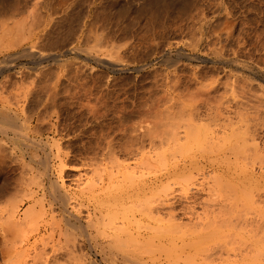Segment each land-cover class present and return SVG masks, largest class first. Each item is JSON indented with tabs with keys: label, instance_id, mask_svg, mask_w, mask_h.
<instances>
[{
	"label": "rangeland",
	"instance_id": "1",
	"mask_svg": "<svg viewBox=\"0 0 264 264\" xmlns=\"http://www.w3.org/2000/svg\"><path fill=\"white\" fill-rule=\"evenodd\" d=\"M0 47V264H264V0H0Z\"/></svg>",
	"mask_w": 264,
	"mask_h": 264
},
{
	"label": "bare ground",
	"instance_id": "2",
	"mask_svg": "<svg viewBox=\"0 0 264 264\" xmlns=\"http://www.w3.org/2000/svg\"><path fill=\"white\" fill-rule=\"evenodd\" d=\"M37 1H38V0H37ZM218 2H219V1H218ZM14 3H15V2H14ZM36 3H37V2H36ZM12 5H13V4H12ZM214 6H215V5H214ZM60 8H61V7H60ZM48 9H49V8H48ZM65 10H66V9H65ZM52 11H53V10H52ZM54 11H55V10H54ZM30 12H31V11H30ZM205 12H206V11H205ZM200 13H201V12H200ZM12 14H13V13H12ZM25 14H26V13H25ZM39 14H40V13H39ZM39 14H38V15H39ZM202 15H203V14H202ZM202 15H201V16H202ZM39 16H40V15H39ZM18 17H19V16H18ZM23 17H24V16H23ZM40 18H41V17H40ZM199 18H200V17H199ZM3 19H4V18H3ZM13 19H14V18H13ZM38 19H39V18H38ZM51 19H52V18H51ZM20 20H21V19H20ZM22 20H23V19H22ZM197 20H198V19H197ZM212 20H213V19H212ZM212 20H211V21H212ZM35 21H36V20H35ZM38 21H39V20H38ZM52 21H53V20H52ZM224 21H225V20H224ZM5 22H6V21H5ZM22 22H23V21H22ZM33 22H34V21H33ZM56 22H57V21H56ZM192 22H193V21H192ZM199 22H200V21H199ZM202 22H203V21H202ZM202 22H200V23H202ZM205 22H206V21H205ZM226 22H227V21H226ZM20 23H21V22H20ZM29 23H30V22H29ZM40 23H41V22H40ZM211 23H212V22H211ZM216 23H217V22H216ZM41 24H42V23H41ZM193 24H194V23H193ZM1 25H2V24H1ZM32 25H33V24H32ZM35 25H36V24H35ZM35 25H34V26H35ZM50 25H51V24H50ZM16 26H17V25H16ZM16 26H15V28H16ZM19 26H20V25H19ZM213 26H214V25H213ZM28 27H29V26H28ZM30 27H31V26H30ZM79 27H80V26H79ZM63 28H64V27H63ZM201 28H202V27H201ZM19 29H20V28H19ZM30 29H31V28H30ZM189 29H190V28H189ZM208 29H209V28H208ZM193 30H194V29H193ZM17 31H18V30H17ZM21 31H22V30H21ZM34 31H35V29H34ZM5 32H7V30H6ZM201 32H202V31L200 30L199 33H201ZM215 32H216V31H215ZM2 33H3V32H2ZM90 33H91V32H90ZM188 33H189V32H188ZM5 34H6V33H5ZM8 34H9V33H7V35H8ZM18 34H19V33H18ZM42 34H43V33H42ZM21 35H22V34H21ZM30 35H31V34H30ZM192 35H193V34H192ZM192 35H191V36H192ZM194 35H195V34H194ZM19 36H20V35H19ZM201 36H202V35H200V37H201ZM203 36H204V35H203ZM4 37H5V36H4ZM6 37H7V36H6ZM8 37H9V36H8ZM11 37H12V36H11ZM11 37H10V38H11ZM20 37H21V36H20ZM39 37H40V36H39ZM99 37H100V36H99ZM10 38H9V40H10ZM16 38H17V37H16ZM37 38H38V37H37ZM91 38H92V37H91ZM101 38H102V37H101ZM184 38H185V37H184ZM195 38H196V37H195ZM195 38H194V39H195ZM214 38H215V37H214ZM19 39H20V38H19ZM22 39H23V38H22ZM38 39H40V38H38ZM201 39H202V38H201ZM216 39H217V38H216ZM11 40H12V39H11ZM188 40H189V39H188ZM190 40H192V39H190ZM198 40H199V39H198ZM6 41H7V40H6ZM17 41H18V40H17ZM86 41H87V40H86ZM94 41H95V40H94ZM117 41H118V40H117ZM22 42H23V41H22ZM104 42H105V41H104ZM170 42H171V41H170ZM196 42H198V41L196 40ZM216 42H217V41H216ZM1 43H2V42H1ZM18 43H19V42H18ZM18 43H17V44H18ZM49 43H50V42H49ZM96 43H97V41H96ZM152 43H154V42H152ZM187 43H188V42H187ZM88 44H89V43H88ZM183 44H184V43H183ZM192 44H193V43H192ZM192 44H191V45H192ZM195 44H196V43H195ZM213 44H214V43H213ZM8 45H9V44H7V46H8ZM14 45H15V43H14ZM71 45H72V44H71ZM109 45H110V44H109ZM148 45H149V44H148ZM164 45H165V44H164ZM188 45H189V44H188ZM193 45H194V44H193ZM235 45H236V44H235ZM238 45H239V44H238ZM240 45H241V44H240ZM10 46H11V45H10ZM30 46H31V45H30ZM92 46H93V45H92ZM34 47H35V46H34ZM97 47H98V46H97ZM99 47H100V46H99ZM186 47H187V44H186ZM260 47H261V46H260ZM0 48H1V47H0ZM4 48H5V47H4ZM107 48H108V47H107ZM187 48H189V47H187ZM262 48H264V47H262ZM71 49H72V48H71ZM75 49H76V48H75ZM83 49H84V48H83ZM83 49H82V50H83ZM87 49H88V48H87ZM193 49H194V48H193ZM208 49H209V48H208ZM213 49H214V48H213ZM77 50H78V48H77ZM95 50H97V49H95ZM231 50H232V49H231ZM58 51H59V50H58ZM84 51H85V50H84ZM22 52H23V51H22ZM37 52H38V51H37ZM89 52H90V50H89ZM94 52H96V51H94ZM98 52H99V51H98ZM114 52H115V51H114ZM216 52H217V51H216ZM216 52H215V53H216ZM33 53H34V52H33ZM81 53H82V52H81ZM83 53H84V52H83ZM112 53H113V52L111 51V54H112ZM116 53H117V52H116ZM215 53H214V54H215ZM217 53H218V52H217ZM217 53H216V54H217ZM219 53H220V52H219ZM230 53H231V52H230ZM21 54H23V53H21ZM24 54H25V53H24ZM26 54H27V53H26ZM109 54H110V53H109ZM113 54H114V53H113ZM117 54H118V53H117ZM216 54H215V55H216ZM28 55H29V54H28ZM30 55H31V54H30ZM104 55H105V54H104ZM177 55H178V54H177ZM205 55H206V54H205ZM218 55H220V54H218ZM262 55H264V54H262ZM26 56H27V55H25V57H26ZM88 56H89V55H88ZM109 56H111V55H109ZM114 56H115V55H114ZM114 56H113V58H114ZM181 56H182V55H181ZM111 57H112V56H111ZM9 58H11V57H9ZM30 58H31V57H30ZM58 58H59V57H58ZM67 58H68V57H67ZM100 58H102V57H100ZM100 58H99V59H100ZM115 58H116V57H115ZM166 58H167V57H166ZM183 58H184V57H183ZM45 59H46V58H45ZM47 59H48V58H47ZM54 59H55V58H54ZM99 59H98V60H99ZM168 59H169V58H168ZM170 59H171V58H170ZM242 59H243V58H242ZM260 59H261V58H260ZM162 60H163V59H162ZM36 61H37V60H36ZM100 61H101V60H100ZM102 61H103V60H102ZM109 61H110V60H109ZM227 61H228V60H227ZM235 61H236V60H235ZM64 62H65V61H64ZM104 62H105V61H104ZM107 62H108V61H107ZM112 62H113V61H112ZM114 62H115V61H114ZM114 62H113V63H114ZM117 62H118V61H117ZM178 62H179V61H178ZM220 62H221V61H220ZM229 62H234V61H233V60H230ZM256 62H257V61H256ZM109 63H110V62H109ZM160 63H161V62H160ZM62 64H63V63H62ZM120 64H121V63H120ZM164 64H165V62H164ZM171 64H172V63H171ZM109 65H110L111 67H114V66H115V65H113V64H109ZM144 65H145V64H144ZM6 66H7V65H6ZM6 66H5V67H6ZM209 66H210V65H209ZM212 66H213V65H212ZM106 67H107V66H106ZM117 67H118V66H117ZM260 67H261V66H260ZM262 67H264V66H262ZM3 68H4V67H3ZM243 69H244V68H243ZM18 70H19V69H18ZM117 71H118V70H117ZM219 71H220V70H219ZM196 72H197V71H196ZM228 73H229V72H228ZM235 73H236V72H235ZM236 74H237V73H236ZM216 75H217V74H216ZM223 75H224V74H223ZM234 75H235V74H234ZM247 75H248V74H247ZM225 78H226V77H225ZM227 78H228V77H227ZM228 79H229V78H228ZM235 81H238V80H235ZM244 81H245V80H244ZM244 81H243V82H244ZM247 81H248V80H247ZM256 81H257V80H256ZM246 83H247V82H246ZM232 84H233V83H232ZM234 84H235V83H234ZM236 84H237V83H236ZM251 84H252V83H251ZM245 85H246V84H245ZM260 85H261V84H260ZM52 86H54V84H53ZM226 86H229V85H226ZM235 86H236V85H235ZM235 86H234V87H235ZM242 86H243V85H242ZM53 88H54V87H53ZM224 88H225V87H224ZM240 88H241V87H240ZM54 89H55V88H54ZM205 89H206V88H205ZM208 89H209V88H208ZM232 89H233V87H232ZM243 90H244V89H243ZM231 91H232V90H231ZM241 91H242V90H241ZM250 91H251V90H250ZM258 91H259V90H258ZM258 91H257V92H258ZM195 92H196V91H195ZM207 92H208V91H207ZM223 92H224V91H223ZM233 92H234V91H233ZM233 92H232V93H233ZM246 92H248V91H246ZM260 92H261V91H260ZM260 92H258V93H260ZM200 93H202V92L200 91ZM200 93H199V94H200ZM240 93H241V92H240ZM255 93H256V92H255ZM51 94H52V93H51ZM200 95H203V94H200ZM251 95H252V94H251ZM259 95H260V94H259ZM197 96H198V95H197ZM197 96H196V97H197ZM256 96H257V95H256ZM1 97H2V96H1ZM53 97H54V96H53ZM200 97H201V96H200ZM247 97H248V96H247ZM253 97H254V96H253ZM45 98H46V97H45ZM245 98H246V97H245ZM262 98H264V96H262ZM53 99H54V98H53ZM53 99H52V100H53ZM197 99H198V98H197ZM1 100H2V98H1ZM1 100H0V101H1ZM3 100H4V98H3ZM251 100H252V99H251ZM255 100H256V99H255ZM5 101H6V100H5ZM208 101H209V99H208ZM243 101H244V100H243ZM7 102H8V101H7ZM7 102H6V103H7ZM237 102H238V101H237ZM257 102H259V100H258ZM205 103H206V102H205ZM4 105H5V104H4ZM249 105H251V104H249ZM2 106H3V104H2ZM49 106H50V105H49ZM209 106H210V105H209ZM247 106H248V105H247ZM252 106H253V105H252ZM254 106H255V105H254ZM256 107H257V106H256ZM3 108H4V107H3ZM3 108H2V109L0 108V109L3 110ZM214 108H215V107H214ZM240 108H241V107H240ZM258 108H259V106H258ZM208 109H209V108H208ZM1 110H0V111H1ZM227 110H228V109H227ZM256 110H257V109H256ZM5 111H6V110H5ZM92 111H93V110H92ZM214 112H215V111H214ZM237 112H238V111H237ZM244 112H245V111H244ZM249 112H250V110H249ZM254 113H255V112H254ZM260 113H261V112H260ZM14 114H15V113H14ZM211 114H212V113H211ZM226 114H227V113H226ZM241 114H242V113H241ZM245 114H246V113H245ZM4 115H5V114H4ZM228 115H229V114H228ZM236 115H237V114H236ZM56 116H57V115H56ZM209 116H210V115H209ZM211 116H212V115H211ZM143 117H144V116H143ZM238 117H239V116H238ZM242 117H243V116H242ZM245 117H246V115H245ZM251 117H252V116H251ZM29 118H30V117H29ZM137 118H138V117H137ZM200 118H201V117H200ZM0 119L5 120L6 123H8L9 126L12 128V130H11V128H10V129L7 128V129H8V130H7V129L4 128L3 126H2V127L0 126V136H1L2 138H4V139H8V140H9V139H10L9 130H11V131H15V133L10 132V133H12V134L14 135V138H11L10 140H15V139H17V138H22V139H18V141L21 140L20 142L24 143L23 140H27V139H28L27 137H23L24 135L20 134V133H21V132H20L21 127H20V125L17 124V125H18V126H17V125L15 124L14 121H15L16 119H14V121H13V120H12L13 118L11 119L10 116H7V117H6V116H2V115H0ZM24 119H26V118L24 117ZM144 119H145V118H144ZM237 119H238V118H237ZM227 120H228V119H227ZM5 121H3V122H5ZM143 121H144V120H143ZM223 121H224V120H223ZM234 121H235V120H234ZM242 121H243V120H242ZM257 121H258V120H257ZM3 122H2V124H3ZM22 122H23V121H22ZM24 122H25V121H24ZM45 122H46V121H45ZM125 122H126V121H125ZM230 122H232V121H230ZM247 122H248V121H247ZM258 122H259V121H258ZM0 123H1V122H0ZM6 123H5V124H6ZM19 123H20V122H19ZM149 123H150V122H149ZM234 123H235V122H234ZM236 123H237V122H236ZM249 123H251V122H249ZM51 125H52V124H51ZM231 125H232V124H231ZM239 125H240V123H239ZM9 126H8V127H9ZM23 126H24V125H22V128H23V129H27V128H25L26 126H25V127H23ZM224 126H226V125H224ZM232 126H233V125H232ZM232 126H231V127H232ZM19 127H20V128H19ZM236 127H237V126H236ZM257 127H258V126H257ZM259 127H262V126H259ZM223 128H224V127H223ZM238 128H239V127H238ZM255 128H256V127H255ZM192 129H193V128H192ZM224 129H225V128H224ZM224 129H223V130H224ZM232 129H233V128H232ZM232 129L230 130V131H231L230 134H231V133H234V131H233ZM234 130H235V129H234ZM26 131H27V130H26ZM149 131H150V130H149ZM241 131H242V130H241ZM244 131H245V130H244ZM17 132H18V133H17ZM251 132H252V131H251ZM258 132H259V131H258ZM245 133H246V135H248L247 132H245ZM245 133H244V134H245ZM217 134H218V133H217ZM220 134H221V133H220ZM222 134H223V133H222ZM222 134H221V135H222ZM237 134H238V133H237ZM252 134H253V133H252ZM262 134H264V133H262ZM184 135H185V134H184ZM210 135H212V134H210ZM213 135H214V134H213ZM221 135H220V137H221ZM224 135H225V136H228V135L226 134V132H224ZM224 135H222V137H223ZM232 135L234 136V134H232ZM236 136H237V135H235V137H236ZM241 136H242V135H241ZM250 136H251V135H250ZM260 136H261V135H260ZM1 137H0V142L3 141ZM184 137H185V136H184ZM216 137H217V139L220 138V137H218V135H216ZM222 137H221V138H222ZM24 138H26V139H24ZM223 138H225V137H223ZM210 139H212V138H210ZM1 140H2V141H1ZM29 140H31L30 142H33V143H34V141H32L31 138H30ZM242 140H243V139H242ZM242 140H241V141H242ZM4 141H5V140H4ZM18 141H17V142H18ZM236 141H237V140H236ZM241 141H240V142H241ZM37 142H38V141H37ZM222 142H223V141H222ZM250 142H251V141H250ZM33 143H32V144H33ZM40 143H41V142H40ZM215 143H216V142H215ZM225 143H226V142H225ZM245 143H246V142H245ZM247 143H248V142H247ZM247 143H246V144H247ZM32 144H31V146H32ZM34 144H35V143H34ZM36 144H37V143H36ZM42 144H43V143H42ZM50 144H51V143H50ZM188 144H189V143H188ZM205 144H206V143H205ZM211 144H212V143H211ZM255 144H256V143H255ZM23 145H24V144H23ZM23 145H22V146H23ZM37 145H38V144H37ZM215 145H216V144H215ZM248 145H249V144H248ZM12 146H13V145H12ZM17 146H18V145H17ZM25 146H27V145H25ZM29 146H30V145H29ZM31 146H30V147H31ZM220 146H221V145H220ZM244 146H245V145H244ZM5 147H6V146H5ZM14 147H15V146H14ZM190 147H191V146H190ZM190 147L188 146V151L190 150V149H189ZM221 147H222V146H221ZM230 147H231V146H230ZM255 147H256V146H255ZM17 148H18V147H17ZM22 148H24V147H22ZM37 148H38V147H37ZM39 148H40V146H39ZM219 148H220V147H219ZM249 148H250V146H249ZM5 149H6V148H5ZM234 149H235V148H234ZM237 149H238V148H237ZM242 149H243V148H242ZM244 149H245V147H244ZM18 150H19V149H18ZM26 150H27V149H26ZM209 150H210V149H209ZM209 150H208V151H209ZM215 150H216V149H215ZM21 151H22V150H21ZM253 151H254V150H253ZM256 151H257V150H256ZM9 152H10V151H9ZM25 152H26V151H25ZM28 152H29V151H28ZM209 152H211V151H209ZM238 152H239V151H238ZM23 153H24V152H23ZM232 153H233V152H231V151L228 152V154H230V155H231ZM241 153H242V152H241ZM249 153H250V152H249ZM2 154H3V153H2ZM27 154H28V153H27ZM45 154H47V152H46ZM48 154H49V153H48ZM224 154H226V153H224ZM228 154H227V155H228ZM28 155H29V154H28ZM227 155H226V156H227ZM234 155H235V154H234ZM247 155H248V154H247ZM254 155H255V154H254ZM226 156H225V157H226ZM250 156H251V155H250ZM261 156H262V155H261ZM38 157H39V156H38ZM223 157H224V155H223ZM251 157H252V156H251ZM251 157H250V158H251ZM253 157H254V156H253ZM257 157H258V156H257ZM19 158H20V157H19ZM32 158H33V157H32ZM241 158H242V157H241ZM247 158H248V156H247ZM250 158H248V159H250ZM248 159H247V160H248ZM251 159H252V158H251ZM33 160H34V158H33ZM45 160H46V159H45ZM24 161H25V160H24ZM40 161H41V160H40ZM214 161H215V160H214ZM16 162H17V161H16ZM27 162H28V161H27ZM33 162H34V161H33ZM38 162H39V161H38ZM41 162H42V161H41ZM223 162H224V161H223ZM226 162H227V161H226ZM228 162H229V161H228ZM0 163H2V162H0ZM22 163H23V162H22ZM39 163H40V162H39ZM245 165H246V164H245ZM257 165H258V164H257ZM38 166H39V165H38ZM27 167H28V166H27ZM44 168H45V167H44ZM29 170H30V169H29ZM21 171H22V170H21ZM35 171H37V170H35ZM25 173H26V172H25ZM25 173H24V174H25ZM45 176H46V175H45ZM24 177H25V176H24ZM46 177H47V176H46ZM128 177H129V176H128ZM20 179H21V178H20ZM33 179H34V178H32V180H33ZM18 180H19V179H18ZM126 180H127V179H126ZM20 182H21V181H20ZM35 182H36V181H35ZM39 182H40V181H39ZM97 182H98V181H97ZM16 184H17V183H16ZM32 184H33V183H32ZM84 184H86V182H85ZM87 184H88V181H87ZM93 184H94V183L91 181V185L88 184V185H86V186H87V187H88V186H89V187H92ZM46 185H47V184H46ZM50 185H51V184H49V186H50ZM227 185H228V184H227ZM243 185H244V184H243ZM243 185H242V186H243ZM82 186H83V185H82ZM97 186H98V185H97ZM38 187H40V186H38ZM38 187H37V188H38ZM46 187H47V186H46ZM56 187H58V186H56ZM56 187H55V186H54V187L51 186L52 189L50 188L51 191L49 192L48 195H50L51 199L53 200V203L56 202V201H58V203H60V205H61V204L64 202V199H63V198H65V196H64V194L62 195V193H60ZM87 187H86L85 190H88ZM114 187H115V186H114ZM230 187H231V186H230ZM18 188H19V187H18ZM27 188H28V187H27ZM115 188H117V187H115ZM225 188H227V187H225ZM89 189H90V191H91L92 188H89ZM93 189H94V187H93ZM93 189H92V190H93ZM227 189H228V188H227ZM31 190H32V189H31ZM241 190H242V189H241ZM83 191H84V189H83ZM88 191H89V190H88ZM23 192H24V191H23ZM34 192H35V191H34ZM242 192H243V190H242ZM137 193H138V192H137ZM232 193H234V192H232ZM33 194H34V193H33ZM41 194H42V193H41ZM243 194L245 195V192H244ZM243 194H242V196H243ZM13 195H15V194H13ZM19 195H20V194H19ZM63 196H64V197H63ZM235 196H236V195H235ZM22 197H24V195H23ZM26 197L29 199L28 196H26ZM16 198H17V197H16ZM42 198H43V197H42ZM69 198H71V196H70ZM11 199H12V198H11ZM14 199H15V196H14ZM65 199H66V198H65ZM239 199H240V198H239ZM245 199H246V198H245ZM19 200H20V199H19ZM26 200H27V199H26ZM237 200H238V199H237ZM6 201H7V200H6ZM13 201H14V200H13ZM15 201H16V200H15ZM146 201H147V200H146ZM11 202H12V201H11ZM67 202H68V201H65V203H67ZM21 203H22V202H21ZM138 203H139V202H138ZM144 203H145V202H144ZM13 204H14V203H13ZM17 204H18V202H17ZM17 204H14V205H17ZM38 204H39V202H38ZM14 205H13V207H14ZM63 205L66 206L65 204H63ZM63 205H62V206H63ZM134 205H135V204H134ZM134 205H133V208H134ZM136 205H137V204H136ZM147 205H148V203H147ZM31 206H32V205H31ZM137 206H138V205H137ZM4 207H5V206H4ZM15 207H17V206H15ZM140 207H142V206H140ZM145 207H146V206H145ZM150 207H151V206H150ZM33 208H34V207H33ZM33 208H32V209H33ZM62 208H63V207H62ZM23 209H24V208H23ZM30 209H31V208H30ZM64 210H65V209H64ZM137 210H138V209H137ZM139 210H140V209H139ZM2 211H3V210H2ZM15 211H16V209H15ZM22 211H23V210H22ZM65 211H66V210H65ZM6 212H7V211H6ZM11 212H12V211H10V216H11ZM13 212H14V210H13ZM13 212H12V213H13ZM30 212H31V211L29 210V213H30ZM150 212H151V211H150ZM14 213H16V212H14ZM21 213H22V212H21ZM23 213H24V212H23ZM25 213H27V212L25 211ZM105 213H106V212H105ZM226 213H227V212H226ZM22 215L25 216L26 214H22ZM36 215H37V214H36ZM23 216H22V217H23ZM27 216H28V215H27ZM15 217H16V216H15ZM17 217H18V216H17ZM35 217H36V216H35ZM2 218H3V217H2ZM12 218H14V217H12ZM27 218H28V217H27ZM75 218H76V217H75ZM217 218H218V217H217ZM8 219H9V218H8ZM24 219H25V218H24ZM70 219H71V218H70ZM219 219H220V218H219ZM6 220H7V219H6ZM12 220H13V219H12ZM16 220H17V219H16ZM74 220H75V219H74ZM22 221H23V220H22ZM26 221H27V219H26ZM75 221H76V220H75ZM23 222H24V221H23ZM35 222H36V221H35ZM230 222H231V221H230ZM243 222H244V221H243ZM8 223H9V222H8ZM88 223H89V221H88ZM92 223H93V222H92ZM92 223H91V224H92ZM9 224H10V223H9ZM9 224H8V225H9ZM12 224H13V223H12ZM15 224H16V221H15ZM15 224H13V225H15ZM20 224H21V223H20ZM25 224H26V223H25ZM91 224H89V226H90ZM203 224H204V222H203ZM26 225H27V224H26ZM28 225H30V224H28ZM92 225H93V224H92ZM244 225H245V224H244ZM9 226H10V225H9ZM18 226H19V225H18ZM7 227H8V226H7ZM11 227H12V225H11ZM12 228H13V227H12ZM158 228H159V226H158ZM161 228H162V227H161ZM161 228H160V229H161ZM13 229H14V228H13ZM18 229H19V228H18ZM153 229H155V228H153ZM156 229H157V228H156ZM218 229H219V228H218ZM22 230H23V229H22ZM78 230H79V229H78ZM157 230H158V229H157ZM152 231H154V230H152ZM155 231H156V230H155ZM170 231H171V230H170ZM82 232H83V231H82ZM156 232H157V231H156ZM156 232H155V233H156ZM158 232H159V231H158ZM167 232H168V231H167ZM174 232H175V231H174ZM153 234H154V232H153ZM157 234H159V233H157ZM219 236H220V235H218L217 238H218ZM248 237H249V236H248ZM117 238H118V237H117ZM224 238H225V237H224ZM249 238H252V237H249ZM160 239H161V238H160ZM199 239H200V238H199ZM219 239H220V238H219ZM221 239L223 240V238H221ZM116 240H117V239H116ZM222 240H221V241H222ZM242 240H243V239H242ZM129 241H131V240L129 239ZM224 241H225V240H224ZM243 241H244V240H243ZM114 242H115V241H114ZM150 243H151V242H150ZM192 243H193V241L191 242V244H192ZM225 243H226V242H225ZM253 243H254V242H253ZM194 244H195V243H194ZM194 244H192V245H194ZM229 244H230V243H229ZM186 245H187V244H186ZM195 245H196V247L198 246L197 244H195ZM195 245H194V246H195ZM149 246H150V245H149ZM153 246H154V245H153ZM189 247H190V246H189ZM249 247H250V246H249ZM183 248H184V247H183ZM190 248H191V247H190ZM198 248H199V247H198ZM246 248H247V247H246ZM194 249H195V248H194ZM210 249H212V248H210ZM249 249H250V248H249ZM249 249H248V250H249ZM136 250H137V249H136ZM138 250H139V249H138ZM183 250H184V249H183ZM196 250H198V249H196ZM256 250H257V249H256ZM243 251H244V250H243ZM12 252H14V251H12ZM258 252H259V251H258ZM138 253H139V252H138ZM209 253H210V252H209ZM140 255H141V254H140ZM142 255H143V254H142ZM242 255H243V254H242ZM244 255H246V254H244ZM240 256H241V255H240ZM240 256H239V257H240ZM251 256H252V255H251ZM203 257H204V256H203ZM248 257H250V256H248ZM248 257H247V258H248ZM174 258H175V257H174ZM194 258H196V257H194ZM194 258H193V259H194ZM165 260H167V259H165ZM174 260H175V259H174ZM189 260H191V259H189ZM151 261H152V259H151ZM171 261H172V259H171ZM173 262H174V261H173ZM191 262H192V261H191ZM194 262H195V261H194ZM241 262H242V261H241ZM245 262H246V261H245ZM168 263H169V262H168ZM174 263H175V262H174ZM189 263H190V262H189ZM246 263H248V262H246ZM139 264H140V263H139ZM170 264H171V263H170ZM194 264H195V263H194Z\"/></svg>",
	"mask_w": 264,
	"mask_h": 264
}]
</instances>
